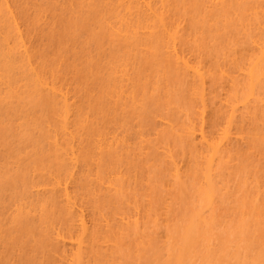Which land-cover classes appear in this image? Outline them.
Masks as SVG:
<instances>
[{
	"label": "bare ground",
	"instance_id": "obj_1",
	"mask_svg": "<svg viewBox=\"0 0 264 264\" xmlns=\"http://www.w3.org/2000/svg\"><path fill=\"white\" fill-rule=\"evenodd\" d=\"M195 1L200 4V14L202 11V14H210L213 21L214 17L218 16L216 13L222 17L221 12H224L225 8L228 13L227 10L230 11L235 2L237 5L239 2L241 4L240 0ZM177 2L178 0H0V264L106 263L102 251L105 246H110L108 242L122 239L123 235H126L125 232L130 231V227L138 229V232L141 229L142 233V229H147L148 226L141 224L144 219L142 216L146 217L147 212L143 211L144 206L140 204H134L133 207L126 205L130 211H120L122 214H118V218L108 217L104 209L113 200L120 201L121 197L125 198L131 184L142 182L143 177L140 175L144 174V169L141 170L144 167L140 168V165L145 157L143 155L149 153L151 148L156 153L160 151L157 148L160 145L154 148L156 144L153 142L157 138L153 139L151 135L158 137L166 131L170 135V138H167L169 142L174 135L177 139L184 137L182 141L184 139L191 148L188 152L185 149L188 155L185 153V160H180L174 157L169 148L161 147L163 151L158 154L169 161L166 167L169 166L170 172L172 170L170 179L167 180L171 184L173 180L178 183L184 179L186 183V172L192 170L191 173L194 174L195 170L198 174L197 181H200V192L204 196V204L188 222L183 236L186 246H193V239L196 238L193 236L203 224L208 227L209 223L215 222V219L213 221V218L209 217L219 214L215 213L216 210L219 211L216 204H219L220 202H217L220 200L217 199L222 200L227 196V192L225 194L223 191H227L228 187L231 189L223 178L226 170L232 166V163L229 164L233 159L231 153L244 146L256 151L259 145L257 142L261 138L264 139V0L242 2L243 15L239 18L241 23L234 21L235 25L236 22L239 23V26L244 28L241 30L246 31L244 32L248 35V46L242 48L243 52L239 49L233 50L236 48L233 46L239 43L237 39L232 41L236 42L234 45L231 40H226L229 45L225 43L224 47L230 49V53L226 51L228 58L225 56L228 61L224 58L226 62L217 64L215 69L213 67L216 64L212 65V70L211 65L203 63V57L200 58L202 54H198L197 58L196 54H192V50L188 49V30L186 33L184 30V21L187 19L177 14L181 11H177ZM222 9L224 11H221ZM235 9L237 10V7ZM237 12L239 14V11ZM208 17L204 16L207 20ZM219 23L222 22L219 20L216 24ZM215 25L213 30L217 31L218 28L223 30L222 27L226 28L228 24L225 26L222 23L219 25L221 27L217 28ZM195 27L196 25L194 32L197 31ZM80 29L84 31L81 32ZM224 33L226 35L227 31L222 34ZM44 37H53V46L48 47V50L42 45ZM103 43L108 44V49L105 48L106 58L103 57V61L106 60L102 64L99 59V64L102 65L97 66L95 59L93 66L91 62L95 55L102 52L98 50H104ZM220 43L221 40L217 44ZM122 44L125 48L122 54L120 49L117 50L119 53L111 51L113 46V50L119 46L124 50ZM196 47L194 49L198 50L200 46ZM226 65H229V68ZM230 65H234V69ZM173 74L181 77V80L183 78L182 84L188 83L186 90L190 91L191 88L193 97L189 92V98L190 101H195L192 102L195 108L193 111L192 108H186L191 109V113L184 112L183 109L180 113L176 108L177 115L179 113L178 120L181 117L180 121H183L180 123L178 120L174 121L177 119L174 116L176 113L168 114L170 117L165 115L166 108H161L160 99H157L160 105L155 109H162L164 115L159 114L160 119L157 118V121V115L154 118L155 113L152 115L154 111H149L151 115L145 114L148 119L151 120L152 117L155 121L148 134L152 139H146L142 135L143 130L134 132L133 122L137 121L135 117L143 111V102H146L148 107L153 102L152 99L155 102L154 96L151 98L147 94L149 90L157 89L156 94L161 96V91H158L164 85L160 88L158 86ZM215 75L218 84L219 79H223L221 81L229 87L224 98L221 90L215 91L219 86L214 85L212 88L213 82H217ZM172 80L174 81L175 77H172ZM172 80L170 78V82ZM159 81L161 84L158 85ZM156 84L159 90L155 88ZM221 85L224 86L223 83ZM168 86L166 85L167 88ZM162 89L164 90L165 86ZM162 93L166 98L170 92ZM145 94L149 96L146 97ZM213 94L219 99L216 100ZM144 96L148 100H144ZM164 104L162 106H165ZM215 104H219L216 109ZM169 105L172 106V103ZM168 110L170 113L174 109L169 106ZM212 115L215 120H211L214 118ZM141 118L144 121L145 117ZM139 120L138 122L141 121ZM147 122L148 120L145 121ZM175 137L173 139L176 140ZM162 139L164 141V138ZM161 142L158 141L162 146ZM261 147L264 149V146ZM263 153L264 151L261 154ZM224 163L229 166L225 167ZM230 175L231 173L228 176ZM192 176L195 177L196 174ZM219 176L225 181L219 179ZM229 180L227 181L230 182ZM221 182H226V190L222 188ZM134 186L136 187V184ZM253 193L256 196V190ZM222 194L225 195L221 198ZM255 196L253 201L261 198V195L256 198ZM144 200L142 201L145 202ZM166 205L165 199L163 207L161 204L155 212L156 215L152 214L158 218L157 221L154 219V225L156 222L157 225H162L167 221L166 217L163 222ZM117 209L120 210L118 207ZM142 235L139 234L141 237ZM115 242L113 244L117 243L119 246V241ZM258 248L260 250V246ZM106 251L108 253V250ZM261 254L263 260L258 261L259 263L256 261V264H264V249ZM181 258L179 259L182 260Z\"/></svg>",
	"mask_w": 264,
	"mask_h": 264
},
{
	"label": "rangeland",
	"instance_id": "obj_2",
	"mask_svg": "<svg viewBox=\"0 0 264 264\" xmlns=\"http://www.w3.org/2000/svg\"><path fill=\"white\" fill-rule=\"evenodd\" d=\"M237 1V0H236ZM241 1V4H240V2L238 3L239 5H237V3L235 2L234 3V6L233 7H231V5H230V7L232 8L231 10H232V12L230 13V11H229V9L227 10L228 11V13L227 12H225L226 11V9L227 8H225V11L222 9L221 11H224L226 14H228L227 16H224V15H226L224 12H221V14H222V17H221V15L218 13H216V15H218V16H215L214 17V21H213V17H210V14H208L209 15V17H208V15L206 14H202L203 13V11H202V15L200 14V12H201V9L199 10L198 9V7L200 6V4H198V2H196L195 0H191L190 1V4H189V0H178V2H177V5L179 4L180 5V7H179V5L176 7L177 8V11H178V9L180 10L181 9V11H179V13H177V14H179V16H184L183 18H186L187 20H185L184 21V27H185V29L184 30H186L185 31V33L187 32V30H188V32L186 33V36H187V39H188V42H186V45L189 47H187L189 50H192V54H196L195 56H197L198 54H200V56H201V54H202V56L200 57V58H202L203 57V63L204 64H207V65H211L210 66V69L212 70V65H214V64H216V66L215 67H213L214 69L215 68H217V64H221V62L224 64V62H226V60H223L224 58H225V56L227 57V50H228V53H230L229 51H230V49H228V43H227V41L226 40H228V41H230L231 40V43H233V45L236 43V42H232V41H235V39H237L236 41H237V43L238 44H236V46L234 45H232L233 47H236V48H233V50L234 49H239V51H241L242 50V52H243V47H245V48H247V46H248V42H246V40L248 39L247 37H248V35L245 33L246 31L245 30H241V29H244L243 27L241 28V26H239V23H241V20H239V18H241L242 17V13H243V6L244 5H242V2L243 1H246V0H240ZM184 2V3H183ZM188 2V3H187ZM191 2H193V3H191ZM195 2V3H194ZM246 3V2H245ZM182 4V5H181ZM236 4V5H235ZM185 5H186V7H185ZM196 5H197V7H196ZM242 5V6H241ZM237 7V10L235 9ZM193 8H195V10L193 9ZM192 9V10H191ZM197 9V10H196ZM235 9V10H234ZM189 10H190V12H189ZM176 11V12H177ZM194 11V12H193ZM237 11H239V14H238V12ZM183 12V13H182ZM188 12V13H187ZM198 12H199V14H198ZM219 12V11H218ZM237 12V13H236ZM185 13V14H184ZM194 13V14H193ZM195 13H197L198 15H199V17H198V15L197 14H195ZM234 13V14H233ZM181 14H183V15H181ZM190 14V15H189ZM212 14H214V13H212ZM230 14H231V16H230ZM188 16V17H187ZM195 16H197L198 17V19H197V17L195 18ZM204 16L206 17H208V20L210 19V18H212V20L210 21L209 20V22H208V20H207V18H204ZM219 16L221 17V18H219ZM238 16V17H237ZM240 16V17H239ZM218 17V18H217ZM226 17V18H225ZM203 18V19H202ZM216 18V19H215ZM227 18H229V20L227 19ZM237 18V19H236ZM199 19H201V20H199ZM223 19H225V20H223ZM203 20V21H202ZM206 20H207V22H206ZM216 20V21H215ZM219 20L226 26V24H228L227 25V27L226 28H224V27H222L223 28V30H221V28H218V29H220L221 31H223V32H226L227 31V34L225 35V33L224 34H222V33H220L221 31H219L218 29H217V31H219V32H217L216 30H213V28H214V25L217 23V21L219 22ZM223 20V21H222ZM234 20H236V21H240L239 23H237L236 22V25H235V21ZM188 21V22H187ZM200 21V22H199ZM226 22V24H225V22ZM191 22V23H190ZM216 22V23H215ZM234 23L233 25L231 24V23ZM185 23H186V25H185ZM197 23H199V25L197 24ZM201 23H203V24H201ZM213 23H215L214 25H213ZM222 23H219L218 25L216 24L215 25V27L217 28V26H219L220 24H222ZM189 24V25H188ZM192 24V25H191ZM230 24V25H229ZM188 25V26H187ZM194 25H196V27H195V29H197V31H195L194 32ZM211 25H213V27L211 26ZM223 25V26H224ZM242 25V24H241ZM191 26V27H190ZM200 26V27H199ZM204 26V27H203ZM230 26V27H229ZM187 27V28H186ZM190 29H189V28ZM205 27H206V29H205ZM219 27H221V26H219ZM238 27V28H237ZM192 28V29H191ZM203 28L205 29V30H203ZM209 30H208V29ZM199 29V30H198ZM212 29V33L210 32V30ZM215 29V28H214ZM81 30V29H80ZM83 30V29H82ZM81 30V32H83ZM229 30V31H228ZM239 30V31H238ZM216 31V32H215ZM243 31V32H242ZM245 31V32H244ZM196 32H198V33H196ZM203 32V33H202ZM196 33V34H195ZM217 33V35L219 36V37H216L217 35H215ZM220 33V34H219ZM236 33V34H235ZM240 33V34H239ZM243 33V34H242ZM190 34H191V36H190ZM199 35V37H198V35ZM202 34V35H201ZM212 34V35H211ZM222 34V35H221ZM238 34V35H237ZM228 35V36H227ZM237 35V36H236ZM242 35V36H241ZM246 35V36H245ZM185 36V37H186ZM194 36H196V37H194ZM201 36H202V38H201ZM213 37V38H211V37ZM223 36V37H222ZM230 36H232V37H230ZM234 36V37H233ZM238 36H239V39H238ZM243 36H244V38H243ZM195 39H194V38ZM204 37V38H203ZM206 37V38H205ZM216 37V38H215ZM230 37V39H228ZM51 40H50V39ZM53 38V37H52ZM51 37H44V39H45V41H44V39H43V43H42V45L44 46L43 48L44 49H47L48 47H52L53 46V39H52ZM199 38H201V39H199ZM220 38V39H219ZM222 38H223V40H222ZM234 38V39H233ZM242 38V39H241ZM204 39V41H202ZM210 39L212 40V41H210ZM190 40H191V42H190ZM199 40H201V42H203V43H201V42H199ZM220 40H221V43L218 45L217 43H219L220 42ZM244 40V41H243ZM192 41H195V42H192ZM51 42V43H50ZM189 42H190V44H189ZM199 42V43H198ZM209 42V43H208ZM246 42V43H245ZM50 44V45H47V44ZM117 43V42H116ZM192 43V44H191ZM195 43H197V44H195ZM205 43V44H204ZM223 43V44H222ZM225 43H227V46H225L224 47V45H226ZM104 44V43H103ZM121 43H119V45H120ZM195 44V45H194ZM202 44V45H201ZM209 44V45H208ZM241 44H242V46H241ZM108 44H104V50L103 49H100V50H98V51H102L103 52V55H102V52L99 54L98 53V51H97V53L99 54V55H95V57H94V59L92 60V62L91 63H93L92 65L94 66V64L96 63V64H98L97 66H99V65H102L103 64V62H105V60L106 59H104V61H103V57H105L106 58V56H105V54H106V52H105V48H106V50L108 49V46H107ZM196 45H198L197 47H196ZM218 45V46H217ZM46 46V47H45ZM105 46H107V47H105ZM118 46V45H117ZM121 46V45H120ZM119 46V47H120ZM200 46V47H199ZM231 46V45H230ZM240 46H241V48H240ZM114 47V46H113ZM113 47H111L112 48V50L111 51H116L117 53H119L120 52V54H122V52H124L125 51V48L123 47V44H122V47H123V49L124 50H122L121 48H119V47H117L116 48V50H113ZM115 47H116V44H115ZM114 47V48H115ZM184 47H185V45H184ZM198 48V50H195L194 48ZM218 47V48H217ZM49 48V49H50ZM201 48L202 49H205V50H201ZM208 48V49H207ZM223 48V49H222ZM224 48H226V49H224ZM244 48V49H245ZM109 49H110V46H109ZM118 49H120L119 50V52L117 51ZM200 49V50H199ZM218 49H221L220 51H218ZM48 50V49H47ZM207 50V51H206ZM223 50H225V51H223ZM232 50V51H233ZM108 51H110V50H108ZM196 51V52H195ZM199 51V52H198ZM201 51V52H200ZM238 51V50H237ZM205 54H204V53ZM207 54V55H206ZM216 54V55H215ZM220 54L222 55V56H220ZM226 54V55H225ZM209 55V56H208ZM218 55V56H217ZM96 56H97V58H96ZM208 56V57H207ZM102 57V58H101ZM194 57V56H193ZM210 57V58H209ZM217 57H218V59H217ZM195 58V57H194ZM197 58H198V56H197ZM199 58V59H200ZM220 58V59H219ZM228 58V57H227ZM227 58H225V59H227ZM96 59V62L94 61ZM100 59V61H102V64H99L100 63V61H98ZM206 59V60H205ZM212 59V60H211ZM230 59V58H229ZM201 60V59H200ZM217 60V61H216ZM219 60V61H218ZM98 61V62H97ZM227 61H228V59H227ZM95 62V63H94ZM213 63V64H211V63ZM219 62V63H218ZM227 64H230V63H227ZM227 66V65H226ZM229 66V65H228ZM227 66V67H228ZM231 67H233L234 65H230ZM82 68V70H83V66H81ZM79 68H80V66H79ZM78 68V70L79 71H82L81 69H79ZM229 68V67H228ZM232 69V68H231ZM233 69H234V67H233ZM79 71H78V73H79ZM230 71V70H229ZM234 73V72H233ZM219 74L217 73V77L219 78V76H218ZM234 75H236V74H234ZM172 77H175V80L173 81L172 80ZM176 77L177 76H174V74L173 75H169L166 79H164L163 81L164 82H162L161 81V83H163L162 85H160V86H158L159 88L161 87V86H165V89L163 90L162 88H164V86L159 90V88L157 87V84L159 85V84H161L160 83V81L156 84V86H155V88H158V92H160L159 93V95L161 94V96H158L157 94V89L156 90H154V89H150L149 90V92L147 93V94H149L150 95V97L151 98H153V96H154V98L156 99L155 100V102H154V99H152L153 100V104L155 103L156 105H154L153 106V104L151 103V105H149V107H148V104L146 103V102H143L144 103V105H143V107L141 108L143 111H144V113H142L143 111L142 110H139V111H142L141 113H139V114H137V115H139V116H136L135 117V119L137 120V121H135L134 120V124H135V126H136V128H135V126L133 125V123H132V125L134 126L133 127V130H134V132H136L137 130L140 132V131H142L143 130V132H144V134H143V132H142V135H144L145 136V138L147 137H149V132H150V129H151V127H152V125L154 124L153 122H155L153 119H152V117H151V120L150 119H148V113L150 114V110H151V113H152V115H154V113H155V115L153 116V118L157 115V117L155 118L157 121H158V119H160V117L158 118V116H160V115H162L163 113H162V107H164V108H166V109H164V111L166 112V114L165 115H167V116H169L168 114H173L174 115V113H176L174 116H176V118H177V116L179 115V113H178V115H177V112H180L181 113V109H183L184 110V112H187L188 113V111L191 113V111H193L194 109L193 108H195V104H193V103H195V101H190V98H189V92H191L192 90H191V88H190V91L188 90H186L187 89V87H189V86H187L188 85V83L186 84V82L185 83H181V81L183 80V78H182V80H181V77H177L178 79L176 80ZM217 77H216V75H215V79L217 80V82H215L214 80V82H213V87L212 88H214V85H216V86H219V89L218 88H216V92H218V91H220V93L222 94V98H224V96H225V92L227 91V89L229 88V87H227V85H225L226 83L225 82H223V81H221V80H223V79H219V82L221 83H223L224 84V86L223 85H221L220 83V85L218 84V79H217ZM170 78H171V80L173 81V83H172V81L170 82ZM214 78V77H213ZM168 79V80H167ZM166 81H169V82H166ZM178 81V82H177ZM225 81V80H224ZM177 82V83H176ZM180 82V83H179ZM183 82V81H182ZM165 83V84H164ZM167 83V84H166ZM170 83V84H169ZM174 83L176 84V85H174ZM173 84V85H172ZM190 84V83H189ZM212 84V83H211ZM166 85L168 86V85H170V86H168L169 88H167L166 87ZM183 86V87H182ZM222 86V87H221ZM190 87H191V85H190ZM223 87H224V89H223ZM225 87H226V89H225ZM167 88V89H166ZM171 89V90H170ZM218 89V90H217ZM165 90H166V92L168 93V92H170V93H168L169 94V96H168V98H167V96H166V92H165ZM168 90H170V91H168ZM151 91V92H150ZM156 91V92H155ZM173 91V92H172ZM162 92H164V93H166L165 94V96H166V98L164 97V94L162 93ZM187 92V93H186ZM216 92H213V93H216ZM157 93V94H156ZM220 93H219V95H220ZM233 93V92H232ZM217 94V93H216ZM216 94H213L214 96L216 95ZM229 94V93H228ZM231 94V93H230ZM146 95V94H145ZM149 95H146V97L147 96H149ZM170 95H171V97H170ZM190 95L192 96V92L190 93ZM218 95V96H219ZM227 95V94H226ZM264 95V94H263ZM190 96V97H191ZM213 96V97H214ZM230 96V95H229ZM145 97V96H144ZM144 98V100H148L147 98ZM193 97V96H192ZM221 97V96H220ZM227 97H228V95H227ZM164 98V99H163ZM215 98H216V100H218L219 98L217 97V96H215ZM157 99H160L159 100V102H160V104H159V102H157L158 100ZM165 99H169L168 100V108H167V104H166V101L167 100H165ZM188 101H187V100ZM192 99V98H191ZM150 100V99H149ZM174 100V101H173ZM192 100H194V99H192ZM213 100V99H212ZM214 101V100H213ZM148 102V101H147ZM150 102V101H149ZM193 102V103H192ZM165 103V104H164ZM170 103H172V106L171 105H169ZM173 103L175 104V105H173ZM186 103H187V107H186ZM147 104V105H146ZM158 104V105H157ZM162 104H164L165 106H162ZM191 104V105H190ZM213 104V103H212ZM145 105H146V107H145ZM160 105V109L162 110H159V109H155L156 107L158 108V106ZM219 106V104H215V109L216 108H218V106ZM153 106V107H152ZM169 106H170V109L171 108H173L174 110H172V111H170V113H168L167 111H169L168 109H169ZM190 106V107H189ZM191 106H193V107H191ZM148 107V110L146 109ZM182 107V108H181ZM213 107V106H212ZM150 108V109H149ZM176 108H177V110H176ZM186 108H192V110L191 109H186ZM180 109V110H179ZM191 110V111H190ZM177 111V112H176ZM157 113V114H156ZM141 114H142V116H141ZM145 114H147V115H145ZM160 114V115H159ZM219 114H221V113H219ZM151 115V114H150ZM150 115H149V117H150ZM164 115V114H163ZM172 115V116H173ZM145 117L146 118V120H145V118H143L144 119V121L142 120V118L141 117ZM171 116V115H170ZM169 116V117H170ZM213 116V115H212ZM211 116V118H213V119H211V120H215V116H213L212 117ZM140 117V118H139ZM180 117V116H179ZM220 117L221 116H219L218 118H219V120H220ZM158 118V119H157ZM172 118V117H171ZM175 117H174V119H176ZM181 118V117H180ZM180 118H179V120H178V118L176 119V120H174V121H179L180 123H181V121H180ZM184 117H182V119H183ZM218 118H216V120L218 121ZM141 121H140V120ZM138 120L140 121V122H138ZM148 120V122L147 123H145V121H147ZM183 122V121H182ZM213 122V121H212ZM139 123V124H138ZM180 123H178L179 125H180ZM146 124H149V125H151V126H145ZM143 126V127H142ZM154 126V125H153ZM138 127V128H137ZM141 127V128H140ZM143 128V129H142ZM139 129H141V130H139ZM144 129L146 130V131H144ZM20 130H22V128H20ZM133 130H132V132H133ZM152 130V129H151ZM137 131V132H138ZM146 133H147V135H146ZM172 133V132H171ZM135 135V134H134ZM172 135H174V134H172ZM162 136V137H161ZM166 136V137H165ZM168 136V137H167ZM170 135H168L167 134V131L164 133V134H162V135H160V136H152L151 135V137L154 139V138H157V139H154V142H153V144L155 143L156 145H155V147L154 148H156V146L157 145H160V146H157V148H159V150L158 149H155V150H158L159 152H162L163 150V148H169L171 151H172V154L174 155V157L176 158V159H183V160H185L184 159V157L186 156V154L188 155V153H186V152H188V150H189V148L190 147H188L187 146V144L184 142V139H183V141H182V138H184V137H179L180 139H177V137H175V135L172 137V140H170V142H169V137ZM151 137H149V138H151ZM176 138V140L175 139H173V138ZM146 138V139H147ZM151 138V139H152ZM162 138H164V141L166 140V143H167V141L169 142V143H165L164 141H163V139ZM159 139V140H158ZM160 139H162V142H163V144H162V146H161V144H159L158 143V141L159 142H161L160 141ZM262 139V138H261ZM260 139V141H258L257 142V144H259V145H257V148L255 149L256 151H254V149L253 148H251L250 149V147H248V148H246L245 146V148L243 147V148H238L237 150H234L231 154H233L232 156H233V159H232V161H230L229 162V164H231L230 166V168H229V170L227 169L226 171H227V173L224 175V177L223 178H225V180H226V182H227V184H229V186H231V189H230V187H228L229 189H227V191H223V193H225L226 194V192H227V196L225 197L224 196V198H225V200H224V198L221 200V199H217V201L218 200H220V201H218L217 203H219V204H216V206H218V208L217 209H219V211L218 210H216L215 211V213L217 212H219V214L218 215H220V211H221V215L218 217V215L216 216V215H210V217L209 218H213V221H214V219H215V222H211V223H209L210 225H208V227H207V225L205 226V224H203L202 226V228H199V230H197V231H199V232H196L195 234H194V238L195 239H193V241H194V244H193V246H191V247H187L186 246V243H185V238L183 237L184 236V234H185V231H186V228L188 227V222H190V220L192 219V216L194 215V213H196V211L198 212V210H200V208L202 207V204H204V202H203V197L204 196H202L203 194H201L202 192H200L201 190L199 189V186H200V184L198 185V183L200 182V181H197V179H198V174H197V172L195 171V170H193V173L194 174H196V176H197V178H196V176L194 177V176H192V175H194V174H192L191 172H192V170H190L191 172H186V178H185V176H184V178H185V181H186V183H184V179H182L181 181H178V183L176 182V180H173L174 182L172 183V181H171V184H170V181L169 180H167V178H169L171 175V172H172V170H171V172H170V170H169V166H167L166 167V164L167 165H169L168 164V162L166 161V159L164 160V158L162 157V155L160 154H158L159 152H157L156 153V151H154V149L153 148H151L152 149V151H151V149L149 150V153H147V151L145 152V153H147L146 155H143V156H145L146 158H147V160H149V161H147L146 160V158L144 159L143 158V156H142V158H143V161H142V164L140 165V168H142V167H144V168H142L141 170H143L142 172L144 173V174H142L141 172V174L142 175H140L141 177H143L142 178V182H136V183H133V184H131V186H130V188H129V190H127V193L125 194V198H123V197H121L122 199H120V201H122V203L119 201V199L118 200H113V202H111V203H109L110 202V200H108L109 202V204L107 205V208H105L104 209V212H106L105 214L106 215H108V217H110V218H113V217H115V218H118L119 216H120V214H122V213H124V212H129L130 211V209H129V207H126V205H132V206H130V207H133V205L134 204H136V206H138V204H140L141 206H144V210L143 211H145L146 210V212H147V215L146 214H144V215H146V217L145 216H142V218H144V219H142V221H143V223L141 222V224L142 225H144L145 224V226L147 227V229H142V233H141V229H139L140 230V232H138L137 230L138 229H134V227H130V231H127V232H125V234L127 235H123V237H122V239H118V240H115L116 242L117 241H119V246L117 245V243H116V245H114L113 243V241H111V242H108V244H110V246L109 247H107V246H105V248H103V251H102V257H104L103 258V260L106 262V263H104V264H256V261L258 262V261H262L263 260V258H261L262 257V254H261V250H263L264 249V239H263V237H264V200H261V199H264V153H263V155L261 154L263 151H264V149H262V147L261 146H264V139H262L261 140ZM151 141V140H150ZM172 141V142H171ZM180 141V142H179ZM161 142V143H162ZM260 142V143H259ZM171 143V144H170ZM180 143H181V145H180ZM152 144V145H153ZM170 144V145H169ZM263 144V145H262ZM164 146V147H163ZM166 146V147H165ZM168 146V147H167ZM174 147V148H171V147ZM184 146V147H183ZM256 146V145H255ZM161 147H163L162 149H161ZM255 148V147H254ZM264 148V147H263ZM185 149L187 150L186 152H185ZM191 149V148H190ZM243 149V150H242ZM248 151H247V150ZM246 150V151H245ZM150 152H152V154L150 153ZM239 152V153H238ZM247 154H246V153ZM250 152V153H249ZM154 153V154H153ZM156 153V154H155ZM186 153V154H185ZM252 153V154H251ZM176 154V155H175ZM181 154V155H180ZM190 154H191V152H190ZM190 154H189V156H190ZM235 154V155H234ZM256 154H257V156H256ZM259 154V155H258ZM153 155H156V156H152ZM180 155V156H179ZM248 156V157H246V156ZM160 158H159V157ZM164 156V155H163ZM189 156H188V158H187V160L189 159ZM239 156V157H238ZM242 156V157H241ZM263 157V158H260V157ZM152 157V158H151ZM231 157V156H230ZM229 157V158H230ZM163 158V159H162ZM246 158V159H245ZM248 158V159H247ZM256 158V159H255ZM156 159V160H155ZM250 159V160H249ZM152 160V161H151ZM162 162H161V161ZM163 160H164V162H163ZM168 160V159H167ZM229 160V159H228ZM228 160H227V162H228ZM231 160V159H230ZM160 161V162H159ZM235 161V162H234ZM148 162V163H147ZM184 162V161H183ZM186 162V161H185ZM184 162V163H185ZM227 162H225V163H227ZM143 163H145L144 165L145 166H143ZM183 163V164H184ZM224 163V164H225ZM187 165H188V163H186ZM186 164H184V165H186ZM229 164L228 165H224L225 167L226 166H229ZM247 165V166H246ZM187 167V166H186ZM247 168V169H244V168ZM249 167V168H248ZM139 168V169H140ZM167 168H168V170H167ZM224 169V168H223ZM226 169V168H225ZM263 169V170H262ZM225 171V170H224ZM222 172V171H221ZM250 172V173H249ZM253 172V173H252ZM231 173V175H230V177L228 176L229 174ZM247 173V174H246ZM147 174V175H146ZM228 174V175H227ZM244 174V175H243ZM170 175V176H169ZM190 175H191V177H190ZM222 175V174H221ZM247 175V176H246ZM243 176V177H242ZM246 176V177H245ZM248 176H250L249 178H248ZM188 177H190V178H188ZM222 176H219V179L221 178ZM146 178V179H145ZM193 178H195V179H193ZM252 178V179H251ZM170 179V178H169ZM191 179V180H190ZM230 179V180H229ZM259 179V180H258ZM169 181L168 183H169V185L167 184V181ZM221 180H224V179H222L221 178ZM224 180V181H225ZM227 180H229L230 182H228ZM254 180H256V182H254ZM143 181H144V183H143ZM247 181V182H246ZM251 181H253V182H251ZM260 181V182H259ZM147 182H148V184H147ZM176 182V183H175ZM223 182V181H222ZM220 183L221 185L223 184V183ZM226 182L222 185L223 187L222 188H224V185L226 184ZM245 182V183H244ZM249 183H251L250 185H248ZM258 184V185H256V184ZM260 183V184H259ZM136 184V187L134 186ZM167 184V185H166ZM173 184V185H172ZM219 184V186L221 187V185ZM227 184L225 185V186H227ZM134 186V187H133ZM249 186V187H248ZM257 187V186H259V187H257V189H259V190H257L255 187ZM133 187V188H132ZM254 187V189H252ZM135 188V189H134ZM140 188V189H139ZM142 188V189H141ZM137 189V190H136ZM148 189V190H147ZM249 189V190H248ZM135 190H136V194H135ZM144 190V191H143ZM145 190H147L146 191V193H145ZM224 190H226L225 188H224ZM246 190H248V191H246ZM255 190H256V192H257V194H256V196L255 195H253V194H255V193H253V192H255ZM133 191V192H132ZM258 191L260 192L259 194H258ZM128 192H131V193H128ZM251 192H252V194H251ZM220 193H222V192H220ZM229 193V194H228ZM143 194V195H142ZM144 194H146V195H144ZM225 194H222L221 195V198H222V196L223 195H225ZM253 195V197L255 196V198L257 197V195H261V198H259L260 196H258V198H259V200L257 201L256 199V201H253L252 200V198L253 197H251ZM142 196V197H141ZM219 197H220V194L218 195ZM130 197V198H129ZM138 197V198H137ZM144 197H146V198H144ZM166 197V198H165ZM145 200H144V199ZM203 198V199H202ZM257 198V199H258ZM151 199V200H150ZM165 199H166V202H167V205H166V209H165V217H164V219L167 217V221H166V219L165 220H163V222L164 221H166V222H164V223H162V225H157V222L155 223L156 225H154V222L155 221H157V219H156V217H155V212H157V209L158 208H160V206H161V204H162V207H163V202L165 203ZM202 199V200H201ZM132 200V201H131ZM141 200V201H140ZM142 200H144L145 202H143ZM124 201V202H123ZM127 201V202H126ZM134 201V202H133ZM205 201V200H204ZM151 202V204H149ZM232 202V203H231ZM113 203V204H112ZM145 203V204H144ZM253 203H254V205H253ZM257 203V204H256ZM147 204H149V205H147ZM159 204V205H158ZM258 204L259 205H263V206H258ZM120 205H121V208H120ZM153 207H152V206ZM165 205V204H164ZM148 206H149V208H148ZM151 206V207H150ZM257 206V207H256ZM110 207V208H109ZM117 207L120 209V210H118L117 209ZM225 207V208H224ZM226 207H227V209H226ZM230 207V209L228 210V208ZM262 207H263V209H262ZM109 208V209H108ZM123 208V209H122ZM126 208H127V210H126ZM152 208V209H151ZM199 208V209H198ZM224 208V209H223ZM235 208V209H234ZM256 208H259V210L258 209H256ZM122 209V210H121ZM152 210V212H151V210ZM195 209V210H194ZM255 209V210H254ZM90 210V209H89ZM113 210V211H112ZM115 210H117L116 211V214H117V216H116V214L114 213L115 212ZM168 210V211H167ZM223 210H225V212L223 211ZM108 211V212H107ZM111 211V212H110ZM120 211L122 212V213H120ZM131 211H132V208H131ZM168 213H167V212ZM258 211V212H257ZM117 212H119V213H117ZM145 212V213H146ZM260 212H262L261 214H262V216H261V214H260ZM112 213V214H111ZM151 213V214H150ZM118 214H119V216H118ZM152 214H155V215H152ZM232 214V215H231ZM115 215V216H114ZM149 215V217H150V215L152 216V217H150V219H149V217H147ZM214 216H216L215 218H214ZM261 217V218H260ZM146 218V219H145ZM208 218V219H209ZM263 218V219H262ZM154 219H155V221H154ZM210 219V220H211ZM152 221V222H151ZM186 221H187V223H186ZM212 221V220H211ZM161 221L159 220V223H160ZM185 223H186V225H185ZM144 226V227H145ZM145 227V228H146ZM182 227H184V229L182 228ZM143 228V227H142ZM204 228V229H203ZM206 232H205V231ZM134 231H137L136 233L134 232ZM204 231V232H203ZM209 233V234H208ZM139 234H143L142 235V237L141 236H139ZM208 234V235H207ZM182 235V236H181ZM201 235V236H200ZM141 237V238H139V237ZM262 237V239H261V237ZM126 238V239H125ZM138 238V239H137ZM203 238V239H202ZM206 238V239H205ZM137 239V240H136ZM205 239V240H204ZM120 240L122 241V242H120ZM128 240V241H127ZM202 240V241H201ZM201 241V242H200ZM262 241H263V243H262ZM124 242V243H123ZM121 243V244H120ZM260 245H259V244ZM123 245V246H122ZM262 245V246H261ZM260 246V250H259V247ZM194 248V249H193ZM191 249V250H190ZM197 249V250H196ZM106 250H108V253H107V251ZM258 250V251H257ZM106 251V252H105ZM194 251V252H193ZM257 251V252H256ZM111 252V253H110ZM187 252H188V254H187ZM196 252V253H195ZM106 253V254H105ZM130 253V254H129ZM176 253H178V254H176ZM255 253H256V256H255ZM111 254V255H110ZM179 254H180V256H179ZM187 254V255H186ZM108 255V256H107ZM176 255V256H175ZM190 255H191V257H190ZM260 255V256H259ZM107 256V257H106ZM111 256V257H110ZM181 256H182V258H181ZM162 257V258H161ZM195 257V258H194ZM208 259H207V258ZM108 258V259H107ZM111 258V259H110ZM178 258V259H177ZM179 258H181L182 260H180ZM257 258V259H256ZM176 259V260H175ZM180 260V261H179ZM248 263H247V262ZM251 261H253V262H251ZM211 262V263H210ZM251 262V263H250ZM259 263V262H258Z\"/></svg>",
	"mask_w": 264,
	"mask_h": 264
}]
</instances>
